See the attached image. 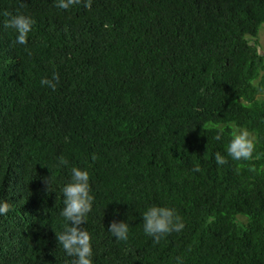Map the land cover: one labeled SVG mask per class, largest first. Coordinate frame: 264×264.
Returning a JSON list of instances; mask_svg holds the SVG:
<instances>
[{"label": "trees", "instance_id": "trees-1", "mask_svg": "<svg viewBox=\"0 0 264 264\" xmlns=\"http://www.w3.org/2000/svg\"><path fill=\"white\" fill-rule=\"evenodd\" d=\"M17 14L27 45L5 27ZM262 25L264 0H0V264H71L56 232L73 166L90 173L93 264H264ZM54 73L55 91L40 84ZM240 129L252 160L227 156ZM153 205L185 228L154 243Z\"/></svg>", "mask_w": 264, "mask_h": 264}, {"label": "clouds", "instance_id": "clouds-1", "mask_svg": "<svg viewBox=\"0 0 264 264\" xmlns=\"http://www.w3.org/2000/svg\"><path fill=\"white\" fill-rule=\"evenodd\" d=\"M84 2V6L91 7V0H57V7L68 9L70 6ZM7 15V14H5ZM34 21L23 14L10 16L5 21V27L11 28L16 32L15 44L27 45L29 34L33 30ZM59 82V74L54 73L52 79L44 78L40 81L42 86L50 87L53 91ZM223 130H219L215 136L217 141L221 140ZM255 151L254 139L245 129L238 130L235 133L227 148V156L233 161H249L253 159ZM96 159L95 155L92 157ZM217 165L228 163L225 156L219 152L215 154ZM68 165V160L60 156L57 161V167ZM194 172H199L200 167L196 165ZM51 178V177H50ZM45 178L47 191L50 190L49 180ZM64 207L60 215L64 218L63 231L56 232V238L59 247L64 250L68 257L73 258L71 264H93V245L92 237L82 225L86 223V218L93 210L94 195L92 194L90 184V173L87 169L73 166L70 168V180L62 187ZM10 211V205L7 202H0V216L7 215ZM117 214H119L117 210ZM143 231L145 235L152 237L154 243H159L162 237L170 235L173 232H181L185 228L182 217L176 209L168 206L153 205L147 208L142 214ZM108 232L118 241L127 242L129 239V225L124 221H113ZM176 264H184L182 257L176 258Z\"/></svg>", "mask_w": 264, "mask_h": 264}, {"label": "rangeland", "instance_id": "rangeland-1", "mask_svg": "<svg viewBox=\"0 0 264 264\" xmlns=\"http://www.w3.org/2000/svg\"><path fill=\"white\" fill-rule=\"evenodd\" d=\"M259 50L264 55V25L261 26L259 36L257 38Z\"/></svg>", "mask_w": 264, "mask_h": 264}]
</instances>
